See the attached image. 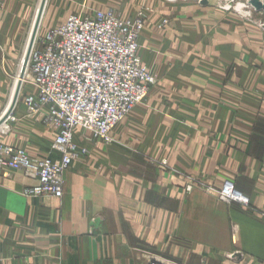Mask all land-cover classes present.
<instances>
[{
  "label": "crops",
  "instance_id": "1",
  "mask_svg": "<svg viewBox=\"0 0 264 264\" xmlns=\"http://www.w3.org/2000/svg\"><path fill=\"white\" fill-rule=\"evenodd\" d=\"M199 1L47 0L42 34L69 14L112 9L135 18L149 6L140 44L160 80L111 145L89 144L76 129L90 154L65 173L61 199L27 198L24 187L36 181L15 171L0 176V264H148L152 257L264 264V65H254L255 41L234 45L236 32L220 29L205 47L210 36L201 27L210 21ZM41 3L2 0L0 116L11 104ZM163 19L169 24L162 30ZM240 51L246 60L238 65L232 60ZM25 109L17 103L14 113ZM23 119L1 140L32 158L52 153L54 134L42 117ZM189 180L214 189L235 180L250 205H227L199 189L188 194Z\"/></svg>",
  "mask_w": 264,
  "mask_h": 264
},
{
  "label": "built area",
  "instance_id": "2",
  "mask_svg": "<svg viewBox=\"0 0 264 264\" xmlns=\"http://www.w3.org/2000/svg\"><path fill=\"white\" fill-rule=\"evenodd\" d=\"M2 0H0V8ZM145 19L124 20L114 10L70 15L59 26L38 34L23 83L36 94L24 100L28 117L46 110V125L56 132L54 155L32 158L22 148L0 140V173L20 172L36 181L26 186L27 198L64 196V175L89 151L75 141L80 128L105 144L119 123L145 99L157 80L139 56ZM13 112L0 127L10 131ZM56 154V155H55ZM225 204L250 205L249 198L226 182L217 193ZM234 239V238H233ZM148 264H168L158 260Z\"/></svg>",
  "mask_w": 264,
  "mask_h": 264
},
{
  "label": "rangeland",
  "instance_id": "3",
  "mask_svg": "<svg viewBox=\"0 0 264 264\" xmlns=\"http://www.w3.org/2000/svg\"><path fill=\"white\" fill-rule=\"evenodd\" d=\"M186 1L188 2V0H186ZM189 1H194V0H189ZM203 1L207 2V4H204ZM199 2L201 3V6H203V7H200L201 10H202L201 17L207 19L208 21H210V23L208 22V24H207V22L205 20V23L201 27V29L205 30L207 32V35L210 36L208 38V42H203V45L205 47H207L208 49H210V46L212 45V42L211 41L214 39L213 36L216 34V32H219L220 29H222L220 31L221 35H222L223 30L226 31L230 35L231 34H234V32H236V33H239L238 34L239 37H237L236 39H234V45L242 46V43L245 42L246 38H247L248 41H252V40H253V42L255 41L254 54H253L254 61H255L254 62V65L255 66L264 65V10H260V9L257 10V8H256L253 0H200ZM256 2H260V3L264 4V0H256ZM148 7L145 6V5H143L140 8V13H138V15L135 18H127V17H124V16H122L121 13H118V12L115 11L124 20H128V19L134 20V19H136V18H138L140 16H142L145 19V28L143 29L142 33L140 34V38H139V42H138V46H139V56H140V58H141V60H142L143 63H144V60H143V56H142V46L140 44V40H141L142 34L144 33V31L146 29L147 24L149 23L148 21H149L151 15L153 13L152 9L150 7L149 8ZM80 13H83V12H80ZM73 14H79V13H73ZM70 15H72V14H69V16ZM60 24H57V25L52 26V27L50 26V27H48V29L57 27ZM168 24H169V20L168 19H163L161 21V23L158 25V27H159V29H162L163 30L166 26H168ZM39 31H40V29H39ZM38 34L41 35L42 32H39ZM250 35H253L254 38L253 37H250ZM198 44H200L202 46V41L201 42H198ZM236 53H237L238 56H235L232 61H234L235 59L238 58V60H237L238 61L237 62L238 65L240 64V62L241 63H244L243 61H245L246 59H245L244 55L242 54L243 52L240 51V52H236ZM146 67L151 71V73L153 74V76L157 80V83H156V85L154 87L151 88V90L149 91V93L147 94V96L145 97V99L142 101V103H140L125 118V120L127 118H129L130 115L133 114L137 109H139L140 107H142V106L145 105L146 100L148 99V97L151 94V92L154 89H156L158 87V85H159L160 78L157 75V73L155 71H153L149 66L146 65ZM13 89H14V86H13ZM35 94H36V92H35V89L33 88L32 85H30L29 83H27V84L26 83H23V86H22V89H21V93H20V96H19V100H18V104L19 103H22V102L25 104V102H24L25 98L27 96L35 95ZM26 112L27 111L25 109V114L23 116H19V115L15 114L18 117V121L15 122V123H18V122L24 120L23 118H28ZM1 114L2 113H0V115ZM46 116H47V112H46V110H43L38 115H35L34 117H31V118H39V117H42L43 123L46 126V128L48 129V131H50V132H52L54 134V139H53V142H54L55 137H56V132L53 129L49 128L46 125V122H45L46 121ZM124 121H122L121 123H123ZM121 123H119L117 125V127ZM12 125H13V123H10V131L8 133L11 132ZM117 127L114 129V131L117 129ZM82 131L85 134L84 135V139L87 140V143L90 144L91 142H95L96 140L97 141H101L99 139H96L91 133H89L87 131H84V130H82ZM114 131L112 133V140H113L112 143L114 142ZM8 133H6V134H1L0 133V140H1V136H5ZM75 141H76V143L78 144V146L81 149L82 148L87 149L89 151V154H90L89 147L81 146L77 142L76 137H75ZM53 142H52V145H53ZM112 143H110V144H105L104 143V144L105 145H111ZM8 145H10V144H8ZM52 145H51V152L52 153H50L48 156H45V157H42V158H35V159H43V158L49 157L51 155H54V153L52 151ZM18 148H21V147H18ZM22 149H24V148H22ZM24 150H26V149H24ZM85 157H87V156H85ZM81 158H84V157H81ZM162 163L165 165V161H162ZM0 176L4 177L1 173H0ZM23 177H24V175H23ZM226 182H232V183H234V185L236 187L235 180H226L223 183V185H222V187L220 189H214L213 187L207 185L206 183H203L202 184V182H200V181L199 182H196V181H193V180L192 181L189 180L187 182V184L185 185L186 186L185 187V191H186V193L190 194V193L193 192V190L199 189V190L204 191L207 194H215L216 197H217V199L219 201H221L219 199L217 193L223 188V186L225 185ZM204 184H206V185H204ZM236 189H237V187H236ZM23 191H24V189H23ZM43 197H46V196H43ZM33 198H37V197H33ZM221 202L224 203L223 201H221ZM238 205H240V204H238Z\"/></svg>",
  "mask_w": 264,
  "mask_h": 264
},
{
  "label": "water",
  "instance_id": "4",
  "mask_svg": "<svg viewBox=\"0 0 264 264\" xmlns=\"http://www.w3.org/2000/svg\"><path fill=\"white\" fill-rule=\"evenodd\" d=\"M203 2H204V4H207V2H205V1H203ZM253 2L255 4L257 10H259V9L260 10H264V4H262L260 2H256V0H253ZM46 4H47V0H42L41 6H40V8L38 10V14H37V18H36L35 24H34L33 29H32L30 41H29V44H28V47H27V50H26V54H25V57H24L23 67H22V70H21V74L19 76V80H18L17 86H16L15 94L13 96V99H12V102H11V105L9 107L8 112L0 120V127L7 121L9 116L14 112V110L16 108V105L18 103L19 96H20V93H21V89H22V86H23V81H24V78H25L26 70H27V66L29 64L30 56H31V53H32V50H33L37 35L39 33V29H40V26H41V21H42V17H43L45 8H46ZM151 260L154 261L155 259L152 257ZM160 262L165 263L163 261H160Z\"/></svg>",
  "mask_w": 264,
  "mask_h": 264
},
{
  "label": "bare ground",
  "instance_id": "5",
  "mask_svg": "<svg viewBox=\"0 0 264 264\" xmlns=\"http://www.w3.org/2000/svg\"><path fill=\"white\" fill-rule=\"evenodd\" d=\"M23 61H24V60H23ZM22 67H23V63H22ZM19 76H20V75H19ZM18 80H19V77H18ZM17 83H18V82H17ZM16 86H17V85H16ZM15 90H16V87H15V89H14V91H13L12 99H13V96H14V94H15ZM12 99H11V102H12ZM11 102H10V103H11ZM10 105H11V104H10ZM9 107H10V106H9ZM7 109L9 110V108H7ZM8 110L6 111V113L8 112ZM6 113H5V114H6ZM5 114H3L2 116H0V120L2 119V117H4Z\"/></svg>",
  "mask_w": 264,
  "mask_h": 264
}]
</instances>
